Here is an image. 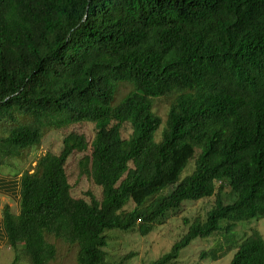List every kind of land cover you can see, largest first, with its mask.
<instances>
[{
	"label": "trees",
	"instance_id": "obj_1",
	"mask_svg": "<svg viewBox=\"0 0 264 264\" xmlns=\"http://www.w3.org/2000/svg\"><path fill=\"white\" fill-rule=\"evenodd\" d=\"M167 98L156 141L153 101ZM81 123L94 126L90 143L71 132L57 155L13 175L18 212L4 206L0 223L14 264H54L50 239L75 247V264H124L131 255L107 260V232L144 237L183 203L211 198L148 264H173L216 234L224 242L202 260L231 252L229 264H264L259 231H234L264 218V0H0V173L47 130ZM86 152L80 174L101 190L89 202L71 197L64 169Z\"/></svg>",
	"mask_w": 264,
	"mask_h": 264
},
{
	"label": "rangeland",
	"instance_id": "obj_2",
	"mask_svg": "<svg viewBox=\"0 0 264 264\" xmlns=\"http://www.w3.org/2000/svg\"><path fill=\"white\" fill-rule=\"evenodd\" d=\"M127 92L128 88L126 86H121L116 94V100L122 99ZM170 102L171 100L169 98H167V100L159 99L153 101V111L160 117L162 122L159 130L155 134L156 141L160 139ZM71 132L82 135L88 143L92 141L95 134L94 126L90 123H81L71 125L67 128L47 130L38 147L30 150L24 155L21 162L18 163L15 168L3 170L1 173L14 175L20 174L23 171L31 172V169L41 156L47 153L57 155L62 147V139ZM130 133L129 126L124 125L121 130L122 138H128ZM197 153L198 151L195 152L196 155ZM86 154H88V152L73 153L66 161L64 169L70 186L71 197L73 199H82L89 202L86 193L91 194L96 200H100L101 190L94 185L88 175L80 174L78 163ZM191 169L192 162H189L181 173L180 179L188 175ZM165 192L167 193L168 191ZM227 202L229 201L227 200ZM212 205L213 198L197 202H185L178 211L168 213L166 219L162 223L155 224L151 233L144 237L136 232H107L105 234L107 237V246L104 248L107 260L109 262H118L124 256L131 255V258L125 261L124 264H148L158 259L163 254L167 253L171 246L185 234L188 224L185 225L184 221L190 224L196 219L203 220L206 212ZM13 207L15 208L14 204ZM132 208V204H128L125 207L126 210H131ZM251 229H257L264 239V218L258 221L238 224L234 229L236 239L239 240L244 235L249 234ZM50 242L53 243L57 249V258L54 264H75V247H69L53 239H50ZM223 242L224 240L219 234L206 240H195L181 251L179 258L173 264H229L233 254L231 252L227 253L216 262H212L209 259L202 260L200 258L201 252L208 251L215 247L217 243L222 244ZM21 244L22 242L18 244L19 248H21ZM13 261L14 252L11 250L8 243H6L5 246L0 249V264H14ZM15 264H29V262L25 260L24 257H21L19 262Z\"/></svg>",
	"mask_w": 264,
	"mask_h": 264
},
{
	"label": "crops",
	"instance_id": "obj_3",
	"mask_svg": "<svg viewBox=\"0 0 264 264\" xmlns=\"http://www.w3.org/2000/svg\"><path fill=\"white\" fill-rule=\"evenodd\" d=\"M19 191L20 175L13 176L0 173V209H3L4 206H8L11 211L16 214L18 212ZM13 204L15 205V208L13 207ZM6 243V238L0 223V249L4 247Z\"/></svg>",
	"mask_w": 264,
	"mask_h": 264
}]
</instances>
